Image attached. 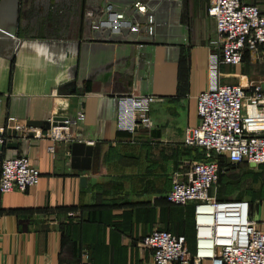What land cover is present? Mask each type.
Instances as JSON below:
<instances>
[{
	"label": "crops",
	"instance_id": "0c3cea01",
	"mask_svg": "<svg viewBox=\"0 0 264 264\" xmlns=\"http://www.w3.org/2000/svg\"><path fill=\"white\" fill-rule=\"evenodd\" d=\"M62 1L76 0H0V126L83 113L72 131L95 145L58 143L50 154L48 139L20 136L3 148L0 164L25 156L40 181L0 194V264H150L141 240L171 224L165 196L173 173L195 162L198 149L184 137L198 123L210 59L220 57L209 0H149L144 15H133L136 31L105 42L85 39L83 11L75 17L58 8ZM227 66H218L219 84L231 83ZM131 93L162 99L150 105L152 128L128 135L116 127L114 97ZM245 165L218 182H246L250 175L237 172ZM248 185L229 190L238 198L230 200L247 201L249 218L264 228V176Z\"/></svg>",
	"mask_w": 264,
	"mask_h": 264
},
{
	"label": "built area",
	"instance_id": "2783aa9c",
	"mask_svg": "<svg viewBox=\"0 0 264 264\" xmlns=\"http://www.w3.org/2000/svg\"><path fill=\"white\" fill-rule=\"evenodd\" d=\"M148 1L85 0L84 38L105 42L136 31L138 24L133 15H144ZM207 16L215 22L210 43L219 48L220 57L210 59L209 87L196 97L198 123L184 137L185 146L203 152V160L195 161L185 173L174 172L165 196L166 202L176 207L192 204L193 252L188 250L185 237L165 230L152 231L141 240V246L151 251L150 264H264V228H258L249 218L248 202H219L209 196L219 175L214 157H226L232 165L264 167V88L255 83L219 84L217 71L220 64L239 65L245 53L264 45V13L242 0H209ZM161 99L132 93L114 97L117 129L128 135L151 129L150 105ZM83 118V113L52 116L46 131L8 118L0 126V146L11 145L20 136H31L35 140L48 139L52 143L47 148L50 154L55 153L58 143L92 147L93 140H83L72 131ZM39 181L40 173L25 156L5 159L0 164V194L23 192Z\"/></svg>",
	"mask_w": 264,
	"mask_h": 264
},
{
	"label": "rangeland",
	"instance_id": "374dc122",
	"mask_svg": "<svg viewBox=\"0 0 264 264\" xmlns=\"http://www.w3.org/2000/svg\"><path fill=\"white\" fill-rule=\"evenodd\" d=\"M58 5L59 9H71L74 11L73 16H78L81 14L84 8L85 0H76L74 4L69 2H60ZM249 4H253L258 6L260 11L264 13V7L262 4V0H249ZM61 7V8H60ZM68 11V10H67ZM69 12V11H68ZM264 46L260 47L258 50L252 53H246L239 65L236 66H227V69L234 75L231 78H226L227 82L231 83H255L260 84L264 87V74L260 73V64L264 63V54H263ZM260 63V64H259ZM219 73V71H218ZM197 156H194L195 154ZM203 152L201 150H197V152H193V157H195V161L201 160L203 157ZM241 175H250V178L247 181H229L226 184L221 185L220 182H217L215 186L212 187V191L217 192V198L219 200H228L225 202H234L241 200H230V199H238L234 196L233 193L228 194V191L231 190L235 192V190H249V182H260V177L264 176V167L262 166H254V165H245L241 166L237 171ZM223 176V175H222ZM220 181V180H219ZM223 198V199H222ZM171 210V224L168 226V231L173 234L184 236L187 241L188 250L193 252V244H194V232H193V218L192 211L188 207L185 208H170ZM175 210H179L180 214H178ZM207 264V263H204Z\"/></svg>",
	"mask_w": 264,
	"mask_h": 264
},
{
	"label": "trees",
	"instance_id": "16d2710c",
	"mask_svg": "<svg viewBox=\"0 0 264 264\" xmlns=\"http://www.w3.org/2000/svg\"><path fill=\"white\" fill-rule=\"evenodd\" d=\"M246 54V53H245ZM203 156V155H202ZM201 160H203V157L201 158ZM212 160H214L215 162H217V164L219 165V175H218V179L219 177H221L223 174H226V172L228 171H231L233 169H235L238 165H232L230 163L228 164H224V159L222 156H216L214 157ZM240 165V164H239ZM218 182V181H217ZM218 200V199H217ZM166 201V200H165ZM219 202H225V201H221V200H218ZM167 203V202H166ZM169 207L171 208H174V209H178V208H185V207H176V206H173L169 203H167ZM178 214H180V211L179 210H175ZM192 218H193V212H192ZM165 231H168V230H165ZM170 232V231H168ZM193 232H194V226H193ZM171 233V232H170ZM173 234V233H171ZM175 236H181V235H176V234H173ZM184 237V236H183ZM187 242V241H186ZM194 245V244H193Z\"/></svg>",
	"mask_w": 264,
	"mask_h": 264
},
{
	"label": "water",
	"instance_id": "95a60500",
	"mask_svg": "<svg viewBox=\"0 0 264 264\" xmlns=\"http://www.w3.org/2000/svg\"><path fill=\"white\" fill-rule=\"evenodd\" d=\"M28 126H30V125H28ZM31 127H36V126H31ZM37 127L42 128L44 131H46V130H48V127L49 126H48V123L46 122L45 125H43V126H37ZM14 135L15 134L13 133L12 136H14ZM72 146H82L84 148H91L89 146H85L84 144H73ZM13 147H15L14 144H11V145L6 146V148H13ZM3 148H4L3 146H0V152L3 150Z\"/></svg>",
	"mask_w": 264,
	"mask_h": 264
}]
</instances>
